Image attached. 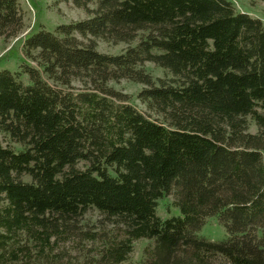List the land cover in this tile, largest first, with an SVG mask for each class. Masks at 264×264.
<instances>
[{
    "label": "trees",
    "instance_id": "trees-1",
    "mask_svg": "<svg viewBox=\"0 0 264 264\" xmlns=\"http://www.w3.org/2000/svg\"><path fill=\"white\" fill-rule=\"evenodd\" d=\"M69 1L88 16L22 42L38 67L0 70V264H62L74 234L87 264H120L143 238L141 264H264V21L231 0ZM23 27L19 0H0V37ZM120 79L156 117L108 86ZM168 195L178 214L162 218ZM89 208L112 229L82 231ZM213 216L219 241L199 234Z\"/></svg>",
    "mask_w": 264,
    "mask_h": 264
},
{
    "label": "rangeland",
    "instance_id": "rangeland-1",
    "mask_svg": "<svg viewBox=\"0 0 264 264\" xmlns=\"http://www.w3.org/2000/svg\"><path fill=\"white\" fill-rule=\"evenodd\" d=\"M236 10L249 13L253 17H259L264 21V0H231ZM20 9L24 18V27L20 34L14 38L3 39L0 37V70L8 69L11 72L19 71L22 63H29L34 67H38L36 61L25 57L22 52V42L24 38L40 29L47 31H55L59 24L71 23L81 19H85L87 13L78 7H75L71 1L60 0H19ZM96 50L108 53L119 54L126 47L124 42L114 43L106 41L101 38H96ZM144 68L149 72L154 79L164 78L167 76L166 72L151 62H145ZM46 77L45 75H43ZM21 80L28 83L27 74L21 75ZM49 82H51L49 80ZM74 91L86 87L85 83L79 79H75L70 85ZM108 86L121 93L127 99V102L135 106L139 111L146 115L156 117L139 97L138 93L145 86L128 80L120 79L118 81H109ZM65 88L64 86H60ZM249 131L255 132L256 126L251 123ZM83 162L78 164L82 167ZM174 196L168 195L158 201L157 214L166 218L171 215L178 214V210L173 205ZM102 217L100 212L94 208H89L79 219V226L84 230L103 231V229H112V225ZM199 234L212 241H219L226 235L224 227L220 224L218 219L213 216L206 218L205 224L201 227ZM151 243L148 239H139L134 242L133 251L129 254L128 259L120 264H141L142 252L145 246ZM91 248V243L83 238L82 235L74 234V237L65 241L59 242L56 251L64 252L62 264H87L86 249ZM34 264H48L45 262H36Z\"/></svg>",
    "mask_w": 264,
    "mask_h": 264
}]
</instances>
